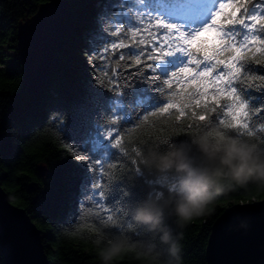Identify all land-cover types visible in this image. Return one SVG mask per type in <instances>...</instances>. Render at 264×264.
<instances>
[{
	"label": "snow or ice",
	"instance_id": "snow-or-ice-1",
	"mask_svg": "<svg viewBox=\"0 0 264 264\" xmlns=\"http://www.w3.org/2000/svg\"><path fill=\"white\" fill-rule=\"evenodd\" d=\"M97 7L82 53L90 69L84 87L93 115L73 149L94 165L91 182L81 185V208L95 207L98 217L104 214L103 227L120 232L127 226V210L140 200L132 185L119 184L121 199L109 207V192L97 178V171L103 177L105 164L128 154L118 122L155 127L150 117H168L174 136L207 121L264 146V0H98ZM209 32L216 34L211 43L202 39ZM113 57L124 62L125 71L135 67L136 72L122 76L110 67ZM134 88L135 98L128 90ZM254 91L261 95L255 97ZM65 115L59 113L53 123L67 136ZM140 149L132 148L137 158L132 163L143 179Z\"/></svg>",
	"mask_w": 264,
	"mask_h": 264
},
{
	"label": "trees",
	"instance_id": "trees-1",
	"mask_svg": "<svg viewBox=\"0 0 264 264\" xmlns=\"http://www.w3.org/2000/svg\"><path fill=\"white\" fill-rule=\"evenodd\" d=\"M47 1L0 0V182L10 202L24 209L40 231L50 264H100L92 243L94 233L102 229L111 235L119 230L104 228L101 223L104 214L98 217L95 207L81 208V185L86 179L91 182L89 170L94 165L78 158L83 154L73 149V144L86 135L93 115L84 87L90 69L82 53L86 51L87 37L95 28L98 0H67L73 14V34L58 53L59 64L49 79L39 91L28 94L23 89L24 74L17 60V26L34 16L39 5ZM123 65L124 62L111 58L110 67L122 76L136 72L135 67L125 71ZM140 87L144 85L137 84V88ZM128 90L135 98L136 89ZM253 95L259 97L261 93L254 91ZM61 112L66 114L62 122L69 125L67 136L57 131L59 125L53 123ZM152 122L155 127L141 124L138 128L135 124L118 122L116 131L123 137L128 154L121 153L110 165L105 164L102 178L97 171L99 182L109 192L106 200L109 207L117 206L121 199L117 185H132V193L143 200L151 190L148 182L156 181L155 176L145 172L143 179L136 176L133 170L136 165L132 161L137 158L131 151L145 142L173 135L174 124L168 117H150L149 125ZM130 130H134L131 137ZM173 138L179 140L184 136ZM39 166L44 169L43 175ZM167 183H172L171 178ZM152 189L166 191L159 183H153ZM263 198L264 186L238 187L220 196L219 202L210 206L205 215L179 229L183 233L182 264H206L205 247L211 225L226 207ZM0 264H5L1 250ZM120 264L137 262L129 256Z\"/></svg>",
	"mask_w": 264,
	"mask_h": 264
},
{
	"label": "clouds",
	"instance_id": "clouds-1",
	"mask_svg": "<svg viewBox=\"0 0 264 264\" xmlns=\"http://www.w3.org/2000/svg\"><path fill=\"white\" fill-rule=\"evenodd\" d=\"M183 139L167 136L145 142L139 156L143 171L155 176L166 191L152 189L126 212L127 226L109 235L94 233L100 264H182L183 233L192 220L238 187L264 186V146L251 136L230 134L207 121L199 122ZM171 178L172 183H167ZM239 227L247 229V222Z\"/></svg>",
	"mask_w": 264,
	"mask_h": 264
},
{
	"label": "water",
	"instance_id": "water-1",
	"mask_svg": "<svg viewBox=\"0 0 264 264\" xmlns=\"http://www.w3.org/2000/svg\"><path fill=\"white\" fill-rule=\"evenodd\" d=\"M67 0H48L17 26L16 53L23 89L39 91L59 64L58 53L73 34ZM41 175L44 169L39 166ZM247 222V229L239 227ZM0 250L5 264H50L40 231L24 209L12 204L0 182ZM206 264H264V198L226 207L214 220L205 247Z\"/></svg>",
	"mask_w": 264,
	"mask_h": 264
},
{
	"label": "rangeland",
	"instance_id": "rangeland-1",
	"mask_svg": "<svg viewBox=\"0 0 264 264\" xmlns=\"http://www.w3.org/2000/svg\"><path fill=\"white\" fill-rule=\"evenodd\" d=\"M147 26V25H146ZM215 37H216V34L215 32H209V33H206L204 37H202V39L206 38L209 40V42H213L215 40Z\"/></svg>",
	"mask_w": 264,
	"mask_h": 264
}]
</instances>
